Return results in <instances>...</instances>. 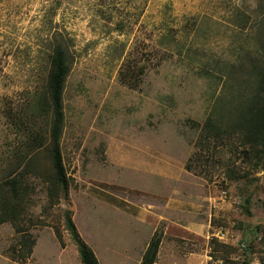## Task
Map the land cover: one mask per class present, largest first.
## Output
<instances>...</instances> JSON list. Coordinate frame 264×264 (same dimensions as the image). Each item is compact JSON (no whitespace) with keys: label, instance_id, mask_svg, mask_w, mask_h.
<instances>
[{"label":"rangeland","instance_id":"1","mask_svg":"<svg viewBox=\"0 0 264 264\" xmlns=\"http://www.w3.org/2000/svg\"><path fill=\"white\" fill-rule=\"evenodd\" d=\"M57 44L72 63L68 191L55 206L46 180L29 178L35 246L12 259L16 228L1 223L0 264H84L78 237L101 264H140L155 236L145 227L179 200L210 224L205 238L166 237V264H264V149L235 125L257 97L264 0H0V179L15 150L49 136L38 100Z\"/></svg>","mask_w":264,"mask_h":264},{"label":"trees","instance_id":"2","mask_svg":"<svg viewBox=\"0 0 264 264\" xmlns=\"http://www.w3.org/2000/svg\"><path fill=\"white\" fill-rule=\"evenodd\" d=\"M50 73L46 92L39 98L41 112L51 113L49 136L43 133L31 136L25 144L27 153L15 150V157L4 169L0 179V224L11 222L16 228L17 241L9 250L12 259L26 262L36 243L30 230L23 226L26 214V193L33 190L30 177L46 180L53 205L60 202L61 191H68L69 181L61 149L65 120L63 95L71 70V60L66 47L57 44L50 57ZM257 82L256 100L241 113L238 125L251 137V145L264 149V57L252 65L251 76ZM210 122V121H208ZM209 124V123H208ZM216 128V127H215ZM214 129V126H210ZM72 229L74 225L69 219ZM76 237L78 234L75 232ZM162 236L157 232L145 252L141 264H154L157 260ZM79 252L84 264H101L93 249L78 237Z\"/></svg>","mask_w":264,"mask_h":264},{"label":"crops","instance_id":"3","mask_svg":"<svg viewBox=\"0 0 264 264\" xmlns=\"http://www.w3.org/2000/svg\"><path fill=\"white\" fill-rule=\"evenodd\" d=\"M175 200V199H174ZM166 206V212L168 214H159L158 217L153 218V222H149L145 219L140 218L139 220H143L145 224L148 223V225L145 227L148 231H146L148 234L153 230L150 236H154L158 232V227L159 225L164 222V228L162 232V242L159 248L157 260L154 264H163L169 261H164V259H161L162 256V247L165 242L166 237L167 240L169 239H175L179 238L180 234L185 235V234H195L197 236H203L207 233L208 230V223L210 222L207 219H201V215H196L200 216L198 217L199 219H195L194 215L191 214L192 207L188 205V203L179 200L178 202H168L167 204H164ZM163 206V207H164ZM170 212L173 213V216H167L170 214ZM185 215V216H182ZM156 216V215H155ZM205 220V221H204ZM142 223V222H141ZM209 233V232H208ZM161 234V233H160ZM171 234V235H170ZM153 238V237H152ZM205 238V237H204ZM149 239V238H148ZM170 241V240H169ZM148 247V246H147ZM147 248L144 249V252L140 253L138 258H141L144 256ZM195 251L194 253H196ZM197 254V253H196ZM139 261V260H138ZM142 262V261H141ZM141 264V263H140Z\"/></svg>","mask_w":264,"mask_h":264}]
</instances>
